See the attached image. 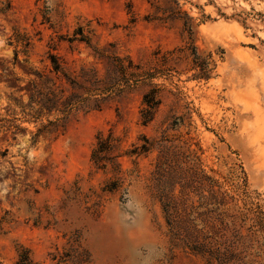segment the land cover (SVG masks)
<instances>
[{
	"label": "rangeland",
	"instance_id": "rangeland-1",
	"mask_svg": "<svg viewBox=\"0 0 264 264\" xmlns=\"http://www.w3.org/2000/svg\"><path fill=\"white\" fill-rule=\"evenodd\" d=\"M185 43L209 76L181 61L155 78L162 102L150 123L144 83L93 108L101 94L83 86L116 76V56L145 63ZM110 128L118 170L91 160ZM163 133L180 147L177 173L192 166L225 192L235 251L264 264V0H0V264L20 246L38 264H207L168 234L150 187L159 148L126 153Z\"/></svg>",
	"mask_w": 264,
	"mask_h": 264
},
{
	"label": "trees",
	"instance_id": "trees-1",
	"mask_svg": "<svg viewBox=\"0 0 264 264\" xmlns=\"http://www.w3.org/2000/svg\"><path fill=\"white\" fill-rule=\"evenodd\" d=\"M77 33H80V40L90 43L89 36L82 31L76 32L75 38ZM51 59L53 69L56 72L62 71L55 56H51ZM114 61L116 76L109 75L105 78L96 76L89 81L91 87L83 88L88 91H99L96 94H101V97H96L93 104L94 109H99L101 101L106 100L114 92L133 89L140 83L148 85V89L143 93L140 109V118L145 125L154 119L162 102L161 88L154 79L161 75H170L176 68L174 63L190 62V69L195 70L193 77L196 79L209 76V62L204 61V56L192 43L181 44L167 50L158 48L152 52V58L145 63L135 61L130 56H116ZM71 83L77 85L72 80ZM53 98H57L54 93ZM96 139L91 160L99 168H106L111 164L118 170L120 163L116 158L119 155L114 152L120 147L121 137L110 128L107 134L99 131ZM144 139L145 143L135 146L126 153L131 155L148 152L154 145L159 148L160 153L151 174L150 187L154 196L161 202L168 234L173 244L189 247L202 254L207 264H230L239 254V264H250L242 259L241 251H235L242 238L236 223L237 215L225 209L226 194L216 190V180L192 166L177 173L173 154L179 151L180 147L169 143L172 139L167 134L163 133L156 141ZM14 264L38 262L27 247L20 246Z\"/></svg>",
	"mask_w": 264,
	"mask_h": 264
}]
</instances>
